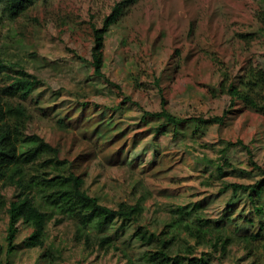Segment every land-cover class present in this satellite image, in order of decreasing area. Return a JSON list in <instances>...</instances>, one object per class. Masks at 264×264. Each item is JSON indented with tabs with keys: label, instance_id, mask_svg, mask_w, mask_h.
I'll return each mask as SVG.
<instances>
[{
	"label": "rangeland",
	"instance_id": "1",
	"mask_svg": "<svg viewBox=\"0 0 264 264\" xmlns=\"http://www.w3.org/2000/svg\"><path fill=\"white\" fill-rule=\"evenodd\" d=\"M121 1L34 0L19 15L3 17L1 56L43 81L20 102L30 115L26 134L56 148L103 205L140 203L139 223L150 230L160 231L172 208L196 204L231 231L255 232L245 194L234 196L223 186L263 176L264 115L231 104L215 89L248 60L264 69V0H130L106 33L104 77H98L90 64L92 26L100 28ZM163 107L186 119L225 114L220 124L195 130L192 119L174 132L164 119L144 115ZM18 195L14 182L1 185L0 259L7 210ZM54 214L46 242L54 258L40 264H144L152 249L135 238L133 223L88 227L83 236L73 219ZM18 226L14 264H36L41 249L22 247L30 229ZM103 236L110 237L108 245L99 244ZM261 243L264 238L247 250L231 245L226 256L211 253V264H264Z\"/></svg>",
	"mask_w": 264,
	"mask_h": 264
},
{
	"label": "trees",
	"instance_id": "2",
	"mask_svg": "<svg viewBox=\"0 0 264 264\" xmlns=\"http://www.w3.org/2000/svg\"><path fill=\"white\" fill-rule=\"evenodd\" d=\"M129 2L123 0L114 5L103 17L100 28L92 26L90 64L98 77H104L101 70L106 33ZM33 3L34 0H0V25L3 17L13 18ZM75 57L82 60L78 55ZM165 75L170 77L168 72ZM41 84V79L28 73L22 65L8 63L0 52V187L11 181L19 190L17 199L7 210L5 259H0V264H14L19 252L16 238L20 224L30 229L20 245L26 249H41L36 264L54 258L51 248L46 245L47 225L54 213L73 219L77 233L83 236H86L84 229L94 227L102 230L115 220L121 222L120 227L125 223L137 225L133 232L135 238L152 246L144 253V264H211V253L226 256L231 245L242 244L247 250L252 243L264 238V174L253 183H227L223 186L224 191L230 189L234 196L239 192L245 194L250 202L251 215L254 216L248 221L256 225V231L249 234L231 231L224 221L207 217L202 207L196 204L172 208L169 220L163 223L160 231L150 230L139 223L144 212L140 203L120 202L116 208L103 205L84 188L82 177L70 169L68 161L58 159L56 148L37 134H26L30 115L20 102ZM215 95H227L231 104L239 101L242 106L264 115V69L248 60L237 74L222 77ZM144 115L164 119L163 125L171 126L174 132L181 123L193 119L176 117L164 107L158 112H144ZM223 115L194 118V128L200 129L203 124H220ZM36 163L38 166H34ZM47 167H50V172L46 171ZM28 190L34 194L29 195ZM37 195L40 200L36 199ZM98 241L101 246L108 245L110 237H99ZM187 241L193 244L189 245ZM200 246L208 248V253L195 255L194 248Z\"/></svg>",
	"mask_w": 264,
	"mask_h": 264
}]
</instances>
